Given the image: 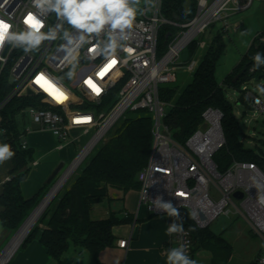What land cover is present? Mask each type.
I'll return each instance as SVG.
<instances>
[{
    "label": "built area",
    "instance_id": "obj_1",
    "mask_svg": "<svg viewBox=\"0 0 264 264\" xmlns=\"http://www.w3.org/2000/svg\"><path fill=\"white\" fill-rule=\"evenodd\" d=\"M163 1L158 11L138 17L132 46L138 53H143L140 59L125 64L121 53V63L110 68L102 78L98 72L103 69L104 61L98 57L82 59L77 75L71 80L67 77L61 80L60 77L69 70L62 63L64 54L57 52V45L62 41L45 42L40 51L30 54L5 45L0 55L6 56L7 62L0 65V79L5 78L10 89L0 101V113L15 99L27 100L20 111L27 113L41 129L50 130L59 140L68 141L73 129L90 134L75 162L85 149L88 148L86 155L90 153L130 107L146 109L153 119V145L147 164L137 176L140 203L147 205L155 215L166 214L153 203L157 197H162L178 209H188L201 228L209 227L220 214L233 211L242 215L250 228L264 238V207L258 203L259 196L264 195V172L255 162L239 160H234L226 171L220 172L214 160L216 152L226 144L223 112L216 107L206 108L200 126L185 142H180L164 122L168 103L159 97L161 84L176 81L181 68L192 71L196 67V61L182 66L180 58L184 48L218 20H222L223 30H228L229 10L245 9L252 0H195L196 13L186 22L167 19L163 14ZM3 3L4 0H0V4ZM29 7V0H8L0 8V17L7 19L6 13H12L13 22L18 25L15 30H20L23 25L19 21ZM48 23H55L54 14L49 15ZM166 24L180 30L173 36L166 53L158 56L159 34ZM40 73L46 74L55 88L66 94V99L57 101L45 90L46 86L35 83ZM89 78L101 89L99 95L85 83ZM117 86L120 88L116 101L109 109L102 110L104 105L110 104V92ZM243 89L251 106L264 113V96L260 97L258 105L254 103L258 94L247 85ZM2 132L6 129L2 128ZM22 148H28L24 140ZM212 183L218 194L212 192ZM257 184L262 187L258 188ZM237 191L242 192V197L234 195ZM170 236L174 247L187 244V253L195 260L194 243L188 229L184 227L183 233ZM129 242L122 239L118 244L126 248ZM252 264H264V252Z\"/></svg>",
    "mask_w": 264,
    "mask_h": 264
},
{
    "label": "trees",
    "instance_id": "obj_2",
    "mask_svg": "<svg viewBox=\"0 0 264 264\" xmlns=\"http://www.w3.org/2000/svg\"><path fill=\"white\" fill-rule=\"evenodd\" d=\"M184 2L185 0H164V16L177 22L192 19L196 13V2L192 0L188 11L184 9ZM210 26L203 34L209 32ZM179 30L180 28L171 24L162 27L158 41V56L166 53L173 36ZM225 33L223 28L213 32L209 44L202 52H198V39L189 44L188 52L190 55H196L198 63L192 72L191 81L180 93L177 94L178 87L174 83L176 81L160 85L159 97L168 103L164 122L169 125L177 141L185 142L202 123L204 110L208 107L219 108L224 114L222 125L226 144L214 155L218 170L224 172L234 160H239L255 162L264 172V151L258 153L244 146L241 141L242 126L233 116V106L226 98L227 88L238 89L241 91L240 101L249 106L250 101L245 95L243 85L252 80L258 82L264 80V64L259 69H252L254 54L259 52L264 59V30L256 35L241 61L220 83L216 78V71L226 50ZM244 66H247L246 72L234 82L235 75ZM119 88L120 86H117L111 90L109 99H115ZM9 89L10 84L7 80L0 79V101ZM27 103V100L15 99L0 113V128L6 129L5 143L11 145L15 152L10 158L13 164L11 176L0 194V219L2 225L12 232L19 229L46 194L47 188V185L44 186L32 198H25L22 192V181L31 170L32 151L29 148H22V133L16 115ZM134 111H140L141 114L125 118L120 123L115 132L101 144L70 187L62 194H58L44 210L22 245L38 238L46 246L48 253L61 264L63 256L73 245L87 250L95 259V264H107L100 261L99 254L103 249L115 245L117 238L113 228L116 225L133 223L134 217L112 213L107 217L93 218L91 210L95 203L112 199L113 192L127 193L140 188L137 176L147 164L152 150L153 119L146 109L139 108ZM54 202L57 204L52 208ZM178 210L183 227L191 232L194 253L203 248L211 253L212 264H230L233 254L232 243L222 234L213 233L209 227L197 226L188 209ZM173 219L170 217L171 223Z\"/></svg>",
    "mask_w": 264,
    "mask_h": 264
},
{
    "label": "clouds",
    "instance_id": "obj_3",
    "mask_svg": "<svg viewBox=\"0 0 264 264\" xmlns=\"http://www.w3.org/2000/svg\"><path fill=\"white\" fill-rule=\"evenodd\" d=\"M161 2L162 0H29L30 7L19 21L23 25L22 29L15 30L18 25L13 22L12 13H6L7 19L0 17V53L4 52L5 45L30 54L40 51L45 42L62 41L57 45V52L64 54L62 63L69 70L60 77L61 80L64 77L73 79L82 59L95 60L100 57L104 61L103 69L106 66L112 68L121 63L120 54L123 53V63L127 64L129 61L139 60L143 55L132 46L138 17L158 11ZM7 3L8 0H4L0 8ZM51 14L55 16L53 24L48 23ZM252 60L253 70L264 64L259 52L254 54ZM6 62V56L0 55V65ZM38 76L45 77L44 83L49 87L53 85L48 84L50 79L46 74L40 73ZM255 91L258 95L254 103L259 105L260 97L264 96V85L258 84ZM86 119L90 121L91 117ZM14 155L11 145L0 144V164ZM257 187L262 186L257 184ZM153 203L158 210L174 218L167 229L169 235L184 232L179 210L171 201L157 197ZM258 203L264 207V195L259 196ZM166 257L167 264H197L188 255L185 243L168 249Z\"/></svg>",
    "mask_w": 264,
    "mask_h": 264
},
{
    "label": "crops",
    "instance_id": "obj_4",
    "mask_svg": "<svg viewBox=\"0 0 264 264\" xmlns=\"http://www.w3.org/2000/svg\"><path fill=\"white\" fill-rule=\"evenodd\" d=\"M226 38L227 34H225V40ZM245 53H243V55ZM185 59L186 57L181 55V63L184 64ZM197 60L198 58L196 57L193 60L196 61V65ZM236 65L233 66L229 73L234 70ZM195 68L192 71H183L192 73ZM25 118L18 123L22 133L21 138L27 142L28 148L32 151V159L30 162L31 170L28 176L22 181L21 187L25 198H32L44 188V186L49 184L47 180L58 162L61 160H67L68 162H71L70 164L74 162L78 156H76V153L78 146L81 143L80 140L84 136L90 134H81L80 130L73 129L70 135L71 140L63 142L50 130L41 129L30 119V117L28 120ZM5 142L6 139L4 133L0 128V144ZM64 161H62V163H64ZM12 167L13 164L10 158L0 164V194L4 188V184L11 176L10 173ZM114 197L124 198L122 213H117L112 207L103 209L99 203L105 201V199L92 206L91 215L93 210H96L99 214H103V217L110 216L112 213L122 216L127 213V215L134 217V222L116 225L113 228L114 235L117 238L116 243L114 246L107 247L100 252V261L107 264H167V250L174 247L171 236L167 233V229L171 224L170 217L166 214L155 215L149 210L147 205L141 204L139 200V189H132L127 193H124L123 196L115 195ZM12 233V231L6 229L2 225L0 219V254L5 249H8L10 241L13 238L12 237L9 240ZM122 239L130 240L128 247L122 248L119 246L118 241ZM22 243L12 253L7 264H61L56 258L48 253V249L38 240V238L32 239L25 245H22ZM62 261V264H95L94 258L87 262L85 249L74 247L73 245L70 247L69 251L65 253ZM254 261H251L250 264Z\"/></svg>",
    "mask_w": 264,
    "mask_h": 264
},
{
    "label": "rangeland",
    "instance_id": "obj_5",
    "mask_svg": "<svg viewBox=\"0 0 264 264\" xmlns=\"http://www.w3.org/2000/svg\"><path fill=\"white\" fill-rule=\"evenodd\" d=\"M243 1L247 2L248 0H243ZM226 21L230 23V27L228 28V30L225 31L226 32L225 34H227V38H226L227 45H226L225 53L222 56L221 60L219 61L216 71V78L220 83L223 81V79L229 73V71H231L233 66H235L238 63L243 53H245V51L248 49L250 43L253 41L256 35L264 29V0H252L250 6H248L245 9L229 10V15L226 18ZM222 25H223L222 20H218L217 22L212 23L209 32H206L204 34L202 33L198 36L197 38L198 52H202L206 48V46L209 44L213 36V32L221 28ZM201 35L202 37H200ZM188 47L189 45L186 48H184L182 52V56L186 57L185 63L184 64L181 63L182 66L186 65L187 63L191 64L196 57V55L189 54ZM191 79H192V73L185 72L183 71L182 68L178 71L177 80L176 82H174L178 87L177 94L180 93L181 90H183V88L191 81ZM260 82L258 83V81L252 80L247 83V86L251 91L258 94L255 91L256 86L258 84L263 85L264 80H261ZM118 94L119 91L115 95V99L111 98L110 104L108 106L107 104L104 105L101 109L102 110L109 109L110 105H112L116 101ZM226 94H227L226 98L228 102L233 106V111H232L233 116L242 126L243 134H241V141L243 142L244 146L258 153L261 152V150L264 151V113L260 112L257 108L251 105L247 106L244 102L240 101V97H241L240 90L227 88ZM134 110L136 109L130 107L119 119V121L114 125V127L105 136H103L100 139V141L94 146V148L90 151V153H88L85 156V158L80 162V164L77 165V168L68 177V179L63 184L57 195L62 194L65 190H67L70 187L73 180L82 171V169L91 159V157L97 152L101 144L105 142L110 137V135H112L115 132V130L118 128L120 123L125 118L135 117L141 114L140 111H134ZM16 117H17V121L21 122V120H23L25 117H26L25 119L28 120L30 116L27 113H23L20 111L17 113ZM89 138L90 135L84 136L80 140L81 143L78 146L76 156L84 149V147L86 146L85 144L88 142ZM69 140H71V137L69 138ZM62 161L64 160H61L60 162L57 163L55 169L62 163ZM70 163L71 162H68L67 160L64 161V165L61 169V172L56 176V178L53 180L52 183L47 185L46 194L49 192L50 188L57 182L59 177L65 172V170H67V168L71 165ZM211 190L213 193L218 194V190L214 183H212L211 185ZM46 194H44L42 199L46 196ZM115 195L123 196L124 193L119 191L113 192L112 199H106L105 201L99 204L101 207H103V209L112 207L113 210H115L117 213L120 214V212L124 207V198L114 197ZM56 204L57 202H54L52 204V208L55 207ZM92 215L93 218H101L104 216L103 214H99L96 210H93ZM209 229L217 235L222 234L232 243L233 254L230 259V264H250L251 261H254L259 257V255L261 254L260 252L262 251L264 252V238L255 231H253L250 228L249 224L247 223L246 219L238 213H234L232 211L230 214H226V213L220 214L209 225ZM16 232L17 230H15L11 234L9 240L13 237V235ZM85 254H86L87 262L88 260H93V257L87 250H85ZM194 256H195V260L197 261V264H212L211 253L203 248L198 249L195 252Z\"/></svg>",
    "mask_w": 264,
    "mask_h": 264
},
{
    "label": "water",
    "instance_id": "obj_6",
    "mask_svg": "<svg viewBox=\"0 0 264 264\" xmlns=\"http://www.w3.org/2000/svg\"><path fill=\"white\" fill-rule=\"evenodd\" d=\"M191 5H192V0H185V2H184V4H183V6H184V9L186 10V11H188L189 9H190V7H191ZM246 70H247V66H244L243 68H242V70L238 73V74H236L235 75V77H234V82H236L245 72H246ZM86 156V155H85ZM85 157H83L82 159H81V161L84 159ZM80 161V162H81ZM80 162L79 163H77L78 165L80 164ZM74 164V162L67 168V170L72 166ZM63 165H64V163H61L53 172H52V174L50 175V177L48 178V180H47V182L50 184V183H52L53 182V180L56 178V176L61 172V169H62V167H63ZM77 168V167H76ZM75 168V169H76ZM75 169H73L71 172H70V174H69V176L72 174V172L75 170ZM67 170H65V172L59 177V179L57 180V182L50 188V190H49V192L46 194V196L40 201V203L32 210V212L29 214V216L26 218V220L22 223V225L19 227V229L17 230V232L14 234V236H13V238H12V240L14 239V237L17 235V233L23 228V226L25 225V223L32 217V215L40 208V206L42 205V204H44L43 205V207H42V209L40 210V212L38 213V215H37V217L34 219V221H33V223H32V225L29 227V229H28V231H27V233H26V235H25V237L28 235V233L30 232V230H31V228L33 227V225L35 224V222L37 221V219L40 217V215L44 212V210L52 203V201L54 200V198H55V196L57 195V193L59 192V190L61 189V187L63 186V184L66 182V180L68 179V177H67V179L65 180V182L62 184V186L60 187V188H58L56 191H54V188H55V186L58 184V182L61 180V178L64 176V174L66 173V171ZM236 197H242V192L241 191H237V192H235V194H234ZM25 237L21 240V242L18 244V246L16 247V249L20 246V244L22 243V241L25 239ZM12 240L10 241V243L12 242ZM15 249V250H16ZM14 250V251H15Z\"/></svg>",
    "mask_w": 264,
    "mask_h": 264
},
{
    "label": "bare ground",
    "instance_id": "obj_7",
    "mask_svg": "<svg viewBox=\"0 0 264 264\" xmlns=\"http://www.w3.org/2000/svg\"><path fill=\"white\" fill-rule=\"evenodd\" d=\"M87 151H88V148L85 149L81 153V155L74 162V164L66 171V173L64 174V176L61 178V180L55 186L54 191H56L58 188H60L62 186V184L65 182V180L69 176L70 172L77 167V165H78L77 163H79L81 161V159L86 155ZM43 205L44 204H42L40 206V208L32 215V217L25 223V225L23 226V228L14 237V239L12 240V242L9 244L8 249L5 250L4 253L2 254V256L0 258V264H5L7 262V260L10 258V256L12 255V253L14 252V250L16 249V247L18 246V244L25 237V235H26L29 227L32 225L34 219L37 217V215L40 212V210L42 209Z\"/></svg>",
    "mask_w": 264,
    "mask_h": 264
},
{
    "label": "snow or ice",
    "instance_id": "obj_8",
    "mask_svg": "<svg viewBox=\"0 0 264 264\" xmlns=\"http://www.w3.org/2000/svg\"><path fill=\"white\" fill-rule=\"evenodd\" d=\"M110 68H111V66H106L104 69H102L100 72H98V76L100 78H102L103 75ZM45 80H46L45 77L38 76L36 78L35 83H37L38 85H41V86H46L45 87V90L46 91H49V93L51 95H53V98L56 99L57 101H62L63 99H66V97L64 96V94L62 92H60L59 89H56L54 85H51V87H49L46 83H44ZM85 83H87L93 89V91H95L97 94L100 93L101 89L93 82V80L91 78H89L87 81H85ZM48 84H51V82L49 81Z\"/></svg>",
    "mask_w": 264,
    "mask_h": 264
}]
</instances>
